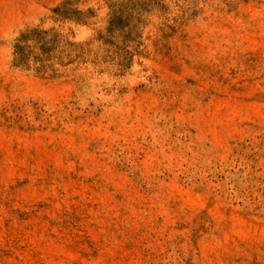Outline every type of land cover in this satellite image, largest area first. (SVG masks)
<instances>
[{"label": "rangeland", "instance_id": "rangeland-1", "mask_svg": "<svg viewBox=\"0 0 264 264\" xmlns=\"http://www.w3.org/2000/svg\"><path fill=\"white\" fill-rule=\"evenodd\" d=\"M0 264H264V0H0Z\"/></svg>", "mask_w": 264, "mask_h": 264}, {"label": "trees", "instance_id": "trees-1", "mask_svg": "<svg viewBox=\"0 0 264 264\" xmlns=\"http://www.w3.org/2000/svg\"><path fill=\"white\" fill-rule=\"evenodd\" d=\"M25 36H26V33H22L21 36L19 37V41L24 40L25 39ZM20 47H21V45H20V43H18L17 44V49L20 48Z\"/></svg>", "mask_w": 264, "mask_h": 264}]
</instances>
